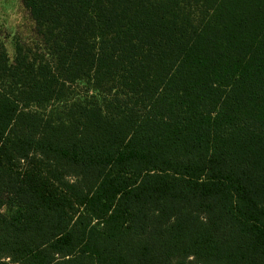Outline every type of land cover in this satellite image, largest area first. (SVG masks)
Wrapping results in <instances>:
<instances>
[{
  "label": "trees",
  "instance_id": "trees-1",
  "mask_svg": "<svg viewBox=\"0 0 264 264\" xmlns=\"http://www.w3.org/2000/svg\"><path fill=\"white\" fill-rule=\"evenodd\" d=\"M22 3L0 264H264V0Z\"/></svg>",
  "mask_w": 264,
  "mask_h": 264
},
{
  "label": "rangeland",
  "instance_id": "rangeland-1",
  "mask_svg": "<svg viewBox=\"0 0 264 264\" xmlns=\"http://www.w3.org/2000/svg\"><path fill=\"white\" fill-rule=\"evenodd\" d=\"M34 23L22 0H0V46L10 59L16 55V46L32 47L35 44Z\"/></svg>",
  "mask_w": 264,
  "mask_h": 264
}]
</instances>
